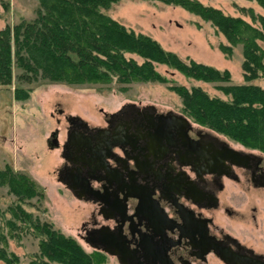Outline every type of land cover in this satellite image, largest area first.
Wrapping results in <instances>:
<instances>
[{"label": "flooded vegetation", "instance_id": "obj_1", "mask_svg": "<svg viewBox=\"0 0 264 264\" xmlns=\"http://www.w3.org/2000/svg\"><path fill=\"white\" fill-rule=\"evenodd\" d=\"M103 115L92 126L67 114L61 143L57 128L46 139L57 179L95 207L82 238L109 227L126 264H264L263 155L150 104Z\"/></svg>", "mask_w": 264, "mask_h": 264}, {"label": "rangeland", "instance_id": "obj_2", "mask_svg": "<svg viewBox=\"0 0 264 264\" xmlns=\"http://www.w3.org/2000/svg\"><path fill=\"white\" fill-rule=\"evenodd\" d=\"M198 1L247 21H250L248 9L255 16L264 18V8L255 0ZM39 8V0H0V29L33 21ZM102 11L126 28L157 40L164 49L175 52L183 60L193 59L219 70L227 69L230 73L229 82H206L185 77L164 64H155L156 70L167 81L120 84L112 80L105 84H67L49 81L39 73L27 74L28 79L23 78L25 71L17 66L13 57L11 82L0 85V169L8 166L13 172L23 173L37 184L40 195L20 202L32 221L38 219L49 223L53 229L74 238L86 253L99 254L95 264H120L115 256L92 248L81 237V225L89 223L95 207L91 202L73 196L57 179V169L63 163L60 148H50L46 139L57 128L61 143L67 126L64 116L67 114L78 115L92 126H103V113L114 112L128 103L150 104L161 111L173 110L186 115L182 98L171 88L173 85H182L187 89L197 86L210 97L227 100L229 97L217 85L244 83L243 55L240 44L232 46L226 54L222 47L229 43L224 35L210 22L180 6L156 0H117ZM260 44L264 48V43ZM126 56L138 63L143 60L135 54ZM247 83L264 89V80L260 77ZM16 88L26 90L27 95L22 97L16 93ZM189 119L192 124L232 147L264 156L259 149L246 147L219 131ZM17 203V197L8 190L7 185H0V233L5 237L6 252L17 256L15 264H29L38 253L39 237L31 227L28 230L20 229L26 221L13 217L10 210ZM7 220L14 225L10 226ZM0 264L4 262L0 260Z\"/></svg>", "mask_w": 264, "mask_h": 264}, {"label": "trees", "instance_id": "obj_3", "mask_svg": "<svg viewBox=\"0 0 264 264\" xmlns=\"http://www.w3.org/2000/svg\"><path fill=\"white\" fill-rule=\"evenodd\" d=\"M117 0H39L40 8L33 21L20 22L0 29V85L12 79L13 57L27 74L52 82L67 84L158 81L167 79L155 68L164 64L185 77L206 82H229L227 69L219 70L193 59L183 60L175 52L164 49L157 40L126 28L105 14L102 9ZM176 5L199 16L224 35L229 45L242 48L244 83L218 84L217 88L229 99L210 97L200 87L182 85L171 88L182 98L186 115L201 125L219 131L249 148L264 152V89L247 83L255 78L264 80V18L248 9L250 21L224 14L219 8L198 0H156ZM264 8V0H255ZM258 24V25H256ZM126 54L141 57L138 63ZM22 97L27 91L16 88ZM0 185L17 197L10 207L13 217L26 221L20 229L29 227L39 237L38 253L29 264H95L99 254L86 253L70 236L53 229L49 223L31 220L20 202L40 195L37 184L23 173L8 166L0 169ZM10 226L14 223L7 220ZM0 260L4 264L18 261L7 253L5 237L0 233Z\"/></svg>", "mask_w": 264, "mask_h": 264}, {"label": "water", "instance_id": "obj_4", "mask_svg": "<svg viewBox=\"0 0 264 264\" xmlns=\"http://www.w3.org/2000/svg\"><path fill=\"white\" fill-rule=\"evenodd\" d=\"M182 120L184 122L188 123V120L185 116L180 115ZM47 145L50 148H55L58 146V141L57 138L55 136V133L51 134L50 140H47ZM234 149L231 148V151H233ZM95 160L96 156L93 157ZM76 179V178H75ZM74 179V181H76ZM77 182V181H76ZM86 187H88L89 182L85 181ZM88 184V185H87ZM90 186V185H89ZM71 187V186H70ZM75 197L77 198H81V196L79 194H74ZM89 198L94 199L95 197L93 195H90ZM88 233V236H86L85 238H83V240L92 248L97 249V250H101L109 255H113L116 257L117 261L120 264H126V254H121L119 251L113 250L110 248L111 245H113V242L115 240L114 235L111 232V229L109 227H95L92 228ZM102 243V246L100 244Z\"/></svg>", "mask_w": 264, "mask_h": 264}]
</instances>
